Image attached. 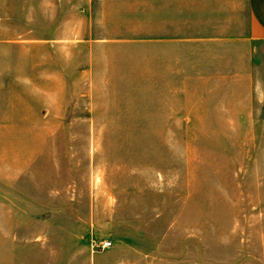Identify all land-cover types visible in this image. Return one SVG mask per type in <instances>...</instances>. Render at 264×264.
<instances>
[{
    "label": "rangeland",
    "instance_id": "obj_1",
    "mask_svg": "<svg viewBox=\"0 0 264 264\" xmlns=\"http://www.w3.org/2000/svg\"><path fill=\"white\" fill-rule=\"evenodd\" d=\"M0 18L45 81L41 130L0 136V264H264V82L150 81L151 37L258 36L247 0H0Z\"/></svg>",
    "mask_w": 264,
    "mask_h": 264
},
{
    "label": "crops",
    "instance_id": "obj_2",
    "mask_svg": "<svg viewBox=\"0 0 264 264\" xmlns=\"http://www.w3.org/2000/svg\"><path fill=\"white\" fill-rule=\"evenodd\" d=\"M247 10L258 36L251 32L249 35L195 34L174 38L165 32L151 37L150 81L177 80L199 85L219 82L208 91L210 94L221 92L223 88L232 92L238 82H264V0H247ZM2 20L0 18V22ZM27 41L29 33H0V136L28 135L31 130L33 133L41 130L31 123L28 100L33 82L45 81L32 79L26 70L28 64H23L24 60L28 62L31 50ZM190 86L184 84V94ZM7 150L0 149V166L15 164L9 160ZM21 161L23 163V159ZM22 163L18 160L16 165ZM96 263L88 258L82 261V264ZM64 264H77V258L66 257ZM115 264H137V260L119 258Z\"/></svg>",
    "mask_w": 264,
    "mask_h": 264
},
{
    "label": "built area",
    "instance_id": "obj_3",
    "mask_svg": "<svg viewBox=\"0 0 264 264\" xmlns=\"http://www.w3.org/2000/svg\"><path fill=\"white\" fill-rule=\"evenodd\" d=\"M112 247V244L110 243V242H103L102 244H101V248L102 249H109V248H111Z\"/></svg>",
    "mask_w": 264,
    "mask_h": 264
}]
</instances>
